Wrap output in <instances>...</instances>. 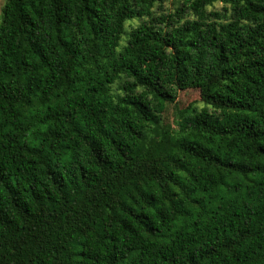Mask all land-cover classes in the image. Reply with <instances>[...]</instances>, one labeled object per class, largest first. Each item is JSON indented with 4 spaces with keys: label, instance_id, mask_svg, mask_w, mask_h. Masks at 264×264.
<instances>
[{
    "label": "trees",
    "instance_id": "1",
    "mask_svg": "<svg viewBox=\"0 0 264 264\" xmlns=\"http://www.w3.org/2000/svg\"><path fill=\"white\" fill-rule=\"evenodd\" d=\"M165 2L5 0L0 264H264V0Z\"/></svg>",
    "mask_w": 264,
    "mask_h": 264
},
{
    "label": "rangeland",
    "instance_id": "2",
    "mask_svg": "<svg viewBox=\"0 0 264 264\" xmlns=\"http://www.w3.org/2000/svg\"><path fill=\"white\" fill-rule=\"evenodd\" d=\"M177 1L179 0H166V6H168V8H173L174 4L173 3H177ZM5 0H0V18H1V11L2 8L4 6ZM216 7H221V4L218 3L216 5ZM139 20L136 19L133 22V25L138 24ZM189 105H198L201 106L202 105V101H201V95H200V91L199 89H195V88H189L186 90H179L178 92V97L177 100L174 104H168L166 109L163 112V116L165 118V121L171 123L172 125H174L175 123V118L177 115V110L181 109V108H186Z\"/></svg>",
    "mask_w": 264,
    "mask_h": 264
}]
</instances>
